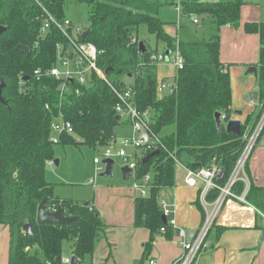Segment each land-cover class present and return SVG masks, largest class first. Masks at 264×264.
Masks as SVG:
<instances>
[{"label": "trees", "instance_id": "obj_1", "mask_svg": "<svg viewBox=\"0 0 264 264\" xmlns=\"http://www.w3.org/2000/svg\"><path fill=\"white\" fill-rule=\"evenodd\" d=\"M39 1L58 21L66 18V0ZM83 2L88 6L90 33L82 41L97 48L100 69L105 73L113 69L106 73L112 85L119 90L130 87L135 106L141 112H151V129L165 147L146 163L143 160L152 151L141 149L135 168V181L142 182L147 175L151 176L148 195L137 196L134 203V227L145 228L151 234L143 255V261H147L156 238H169L172 233V228L162 221L159 201L165 189L176 185V165L170 154L192 169L206 167L216 160L224 170L221 180L225 182L243 152V137L237 138L225 129L219 132L215 114L223 115L224 124L231 121V76L220 60V33L226 26H240L244 2L182 0V16L207 15L214 26L208 41L196 43L178 42L166 33V23L158 16L161 6L158 2ZM41 15L42 10L34 0H0V25L7 28L0 39V77L6 84L3 98L7 102V105L0 103V228L9 233L8 264H60L66 242L71 256L86 264L92 259L96 240L106 226L93 202L56 195L59 185L47 180V162L56 161V145L87 146L94 150L110 147L117 140L119 128L129 126L130 120L118 115L114 92L95 74L80 88L79 95L72 87L67 97H60L56 80H35L34 71L53 67L57 44H65L61 33L53 27L42 35ZM142 27L154 37L155 48L140 37ZM245 30L260 37L261 103L264 23H247ZM141 41L149 50L146 54L139 50ZM162 44L164 49L159 48ZM19 45L28 47L29 53L17 51ZM177 47L183 57V68L170 78L174 90L160 97L158 66L152 56L164 50L172 52ZM125 79L131 82L127 84ZM59 117L72 125L75 137L62 135L60 143L54 144L51 127ZM217 195L214 192L211 199ZM247 198L264 209V188L252 185ZM44 200L46 210L61 208L65 216L79 220L70 225L37 222V210ZM27 224L32 226L31 235L23 230ZM163 227L167 229L166 235L161 233Z\"/></svg>", "mask_w": 264, "mask_h": 264}, {"label": "built area", "instance_id": "obj_2", "mask_svg": "<svg viewBox=\"0 0 264 264\" xmlns=\"http://www.w3.org/2000/svg\"><path fill=\"white\" fill-rule=\"evenodd\" d=\"M42 10L41 18L43 20L42 35L45 36L55 28L61 33L65 39V44H57L56 46V62L50 69H37L34 71L33 77L36 81L45 78L56 80L59 83L58 91L60 97H67L72 87H75V93L80 94V88L88 84V80L92 75H96L110 86L114 92L118 102L116 112L118 115L130 120L133 136L130 138H122L105 149L101 157L94 159L96 172L103 173L106 166L102 164L105 159L119 158L125 164L133 169L135 177V168L137 163L138 151L146 149L147 151H161L165 149L160 138L151 129V112H141L134 104V94L132 89L127 87L125 90H119L108 80L106 73L97 65L99 52L92 43L83 42V34L88 30L85 27L73 23L70 19L65 18L58 21L50 11L39 0H34ZM180 10V6L178 7ZM181 11V10H180ZM193 23L199 24V18L193 16ZM152 60L157 66L163 64L173 65L177 70L183 68V57L177 47L170 55L167 50L154 54ZM170 89L167 82L158 85V94L160 97L166 95V91ZM243 132L244 148L243 152L236 163V166L227 179L222 182L224 170L220 163L214 160L206 167H198L192 169L183 164L177 157L170 154L174 160L176 167L185 171L184 184L189 188H198L199 202L204 211V220L198 231L193 237H190L188 231L178 227L174 218V210L172 204L164 197L160 198V205L163 215L168 221V226L176 232L179 239L182 255L172 264H197L201 252L206 248L207 238L211 230L218 223L221 213L229 202H234L243 208H250L256 214H259L264 223V211L250 204L247 196L250 189V181L246 173L248 162L250 160L253 149L264 133V101L260 103L259 112L252 124L245 126ZM51 141L59 144L62 135L74 136V130L69 122L62 117L54 120L51 127ZM147 135V141L142 137ZM134 150L133 154L128 153V149ZM116 163V161H115ZM54 162H47L48 166H52ZM151 176L147 175L142 182L133 181L132 188L141 197H146L150 188ZM239 182L245 184V190L242 194L236 191V185ZM214 192L218 195L211 199ZM48 212H56L57 209H49ZM167 232L166 227L161 228V233ZM72 256H63L60 264H82L73 260ZM49 264V263H47ZM148 264H159L156 260L150 259Z\"/></svg>", "mask_w": 264, "mask_h": 264}, {"label": "crops", "instance_id": "obj_3", "mask_svg": "<svg viewBox=\"0 0 264 264\" xmlns=\"http://www.w3.org/2000/svg\"><path fill=\"white\" fill-rule=\"evenodd\" d=\"M242 1L244 2V0ZM245 4L244 2V5ZM243 8L244 6L241 10V17ZM207 19L210 20V17L208 16L205 20ZM72 22L75 23L74 21ZM246 23H264V19ZM225 28L231 31L233 27L226 26L223 29ZM166 33L172 36L169 32ZM252 35L256 37L258 42L256 43L255 51L248 59L237 60V62L234 63L236 68L245 72L244 78L241 79L244 95L243 102L245 104L242 108L237 109L233 105L232 99L231 120H239L242 125L245 126L254 122L260 107L259 100L258 102L247 101L248 96L253 92H258L260 97L258 78H256L254 74H247L248 68L252 66L257 67L259 72L260 37L259 34ZM164 48L165 46L162 47V49ZM221 54L220 47V60L226 66V70L231 76V64L228 63L229 60L222 59ZM171 67H173L171 75L164 76V78H161V81H159L158 78L159 84L163 82L170 84V89L165 92L166 94L172 87V80L170 78L176 74L177 70L173 65H171ZM166 78L168 79L166 80ZM239 113L241 114L239 115ZM152 117L153 115H151V119ZM248 118H250V122L247 124ZM125 127H129L130 131L128 132L130 133V137L133 136L130 125L122 126L118 130V140L130 138L121 136L127 132ZM177 169H179V171ZM177 172L181 174V184L177 183L176 178L175 188L165 189L161 197L166 198L172 204L174 218L176 219L178 227L184 228L189 232L190 237H193L204 220V211L199 202L200 189L189 188L184 184L185 171L182 168L176 167V175ZM246 173L250 181V189L252 185L264 188V133L253 149ZM131 179L132 181L130 182L129 189L122 187L101 190L97 194L100 199L93 201V207L99 212L106 228L104 230L105 241L94 251L91 261L96 264H148L149 260L153 259L159 264H172L182 255V248L180 247L179 239L174 230H172L169 238L164 236L157 237L152 244L153 247L148 260L143 261L145 245L150 241L151 234L150 231L145 228L134 227V203L136 197L140 195L132 188L134 178H130V180ZM57 185L59 186L56 188V192L59 188L64 186L60 183ZM236 188L237 193L242 194L245 190V184L239 182ZM57 196L60 197L59 195ZM248 201L259 210L264 211V209H261L257 204L250 200ZM105 203L108 205V209L103 208V204L105 205ZM221 214L218 223L208 235L206 242L207 246L201 252L197 264H264V223L260 215L256 214L252 209L240 207V205L234 202H229ZM3 230L7 229L4 228ZM164 235H166V233ZM64 255L71 256V252L68 255Z\"/></svg>", "mask_w": 264, "mask_h": 264}, {"label": "rangeland", "instance_id": "obj_4", "mask_svg": "<svg viewBox=\"0 0 264 264\" xmlns=\"http://www.w3.org/2000/svg\"><path fill=\"white\" fill-rule=\"evenodd\" d=\"M84 0H66L65 16L74 21L77 25L85 28H90L88 22V6ZM161 4L158 11L160 19L166 23L165 31L169 32L179 42L184 41L188 43H196L208 41L210 36L214 33V26L211 20L202 21L199 18L200 24L193 23V16L184 17L181 15L178 7L182 0H151ZM191 1V0H184ZM210 2H228L236 0H206ZM246 3L242 11L241 24L239 27L230 29H223L221 32V58L229 60L231 64V87L232 99L235 108L240 109L245 104L243 102V88L241 86V79L244 78V73L241 69L236 68L234 63L237 60H245L255 51L257 39L254 35L249 34L245 30L246 22L264 19V0H244ZM246 23V24H245ZM140 37L147 40L152 48L156 47L154 37L149 34L145 27L140 29ZM163 45V44H162ZM162 45L159 48H162ZM165 46V45H163ZM173 67L169 64L160 65L158 68V78L169 76L172 74ZM129 84L131 79H125ZM252 84V82H251ZM246 112V110H245ZM226 125V124H225ZM127 132L121 136L130 137L129 127H125ZM118 140V139H117ZM117 140L115 142H117ZM120 140V139H119ZM114 142V143H115ZM106 148L92 149L87 146H55V159L59 160L60 165L48 167L47 180L53 184H63L56 192L62 198L74 199L77 201L99 200L97 195L101 190H110L113 188L129 189L130 182L124 181L122 175V168L125 165L123 161L116 158L115 161V176L114 178H101L99 172H96L94 159L101 157ZM133 149L129 148L128 153L132 155ZM141 154V151H138ZM179 171V169H177ZM177 183L181 184V174L177 172ZM108 202V200H107ZM104 209H108V205L103 204ZM0 228V264H8V232ZM105 241L104 233L99 236L95 243V251L98 246ZM71 252L69 243L64 244V254L68 255ZM86 264H91V260H87Z\"/></svg>", "mask_w": 264, "mask_h": 264}, {"label": "water", "instance_id": "obj_5", "mask_svg": "<svg viewBox=\"0 0 264 264\" xmlns=\"http://www.w3.org/2000/svg\"><path fill=\"white\" fill-rule=\"evenodd\" d=\"M208 16L204 15L201 17V20L204 21ZM7 28L0 25V39L1 36L6 32ZM90 33V29H88L84 34H83V38L88 35ZM17 51H24L26 53H29V48L23 45H19L16 48ZM139 50L142 54H146L148 53V48L147 45L144 42H140L139 43ZM167 54L170 55L171 52L167 51ZM113 69L109 68L107 69L106 73L109 74L110 72H112ZM247 74H254V76L256 78H258V69L255 66L249 67L247 70ZM27 78H25L26 80ZM6 87V84L4 82V80L0 77V103H2L3 105H7V102L5 101V99L3 98V91ZM174 90V86L171 87V91ZM259 95L258 92H253L250 93V95L248 96L247 101H252V102H258L259 100ZM241 113H239L240 115ZM119 118V117H118ZM215 121H216V127L218 129L219 132H222L224 129L229 132V133H233L235 137L240 138L243 135L242 132V123L239 120H231L229 121L226 125L224 124V117L221 113H216L215 114ZM142 137L144 138L145 141H147V135L143 134ZM160 154V151H154L152 152L150 155H148L144 160L143 163H146L150 160V158H153L157 155ZM56 166H59V160H56L55 162ZM102 164L106 166V169L103 173L99 174V177L101 178H114L115 176V161L113 159H105L102 161ZM122 175H123V179L125 181H129L130 178L133 177L134 175V171L132 168H130L129 166H123L122 168ZM86 206H89V204L87 203ZM79 218L78 217H67L64 215V211L63 209H57L56 212H48L46 210V201L44 200L38 207L37 210V222L39 223H54V224H59V225H70L76 221H78ZM162 221L165 225L168 224V221L166 219V217L163 215L162 216ZM23 230L31 235V230H32V226L30 224H27L24 226ZM74 262L76 261L75 258H73Z\"/></svg>", "mask_w": 264, "mask_h": 264}]
</instances>
